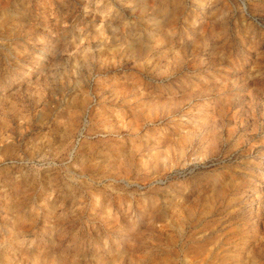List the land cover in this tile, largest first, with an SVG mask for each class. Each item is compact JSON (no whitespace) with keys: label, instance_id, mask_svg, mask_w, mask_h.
I'll list each match as a JSON object with an SVG mask.
<instances>
[{"label":"rangeland","instance_id":"rangeland-1","mask_svg":"<svg viewBox=\"0 0 264 264\" xmlns=\"http://www.w3.org/2000/svg\"><path fill=\"white\" fill-rule=\"evenodd\" d=\"M0 264H264V0H0Z\"/></svg>","mask_w":264,"mask_h":264}]
</instances>
